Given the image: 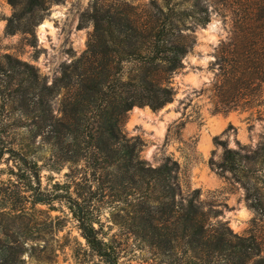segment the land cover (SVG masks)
<instances>
[{
    "label": "trees",
    "instance_id": "trees-1",
    "mask_svg": "<svg viewBox=\"0 0 264 264\" xmlns=\"http://www.w3.org/2000/svg\"><path fill=\"white\" fill-rule=\"evenodd\" d=\"M10 1L15 9L10 32L16 31L15 17L28 15L30 24L21 30L32 34V15L44 0ZM100 1L93 0L91 6L94 28L86 49L62 63L52 83L34 64L8 53L0 55V95L22 102L23 114H32L33 124L32 135L15 142L0 130V159L9 146L10 153L24 160L23 141L32 140L33 147L40 136L54 168L66 163L88 166L102 195L109 194L115 203L112 221L159 255L180 254L188 264H264L255 236L235 232L218 219V211L200 199L199 189L184 195L178 162L167 157L152 166L141 157L140 139L129 137L123 128L135 105L160 109L173 100L172 76L185 67L184 59L196 41L186 32L193 27L188 21L207 25L211 6L232 18L239 31L235 42L244 62L242 75L246 78L253 64L262 92L264 0H150L142 12L128 2ZM59 95L55 112L53 101ZM32 158L30 171L40 183L42 166L34 153ZM260 158L264 144L255 154L226 147L219 167L240 177ZM34 190L35 203L52 200L40 186ZM67 202L90 247L105 264H119L116 247L101 233L93 197L74 196L68 189Z\"/></svg>",
    "mask_w": 264,
    "mask_h": 264
},
{
    "label": "rangeland",
    "instance_id": "rangeland-1",
    "mask_svg": "<svg viewBox=\"0 0 264 264\" xmlns=\"http://www.w3.org/2000/svg\"><path fill=\"white\" fill-rule=\"evenodd\" d=\"M149 1L103 0L100 4L128 2L142 12ZM92 3L44 0L32 15L30 34L21 30L30 24L28 15L15 17L16 31L10 32L15 9L10 0H0V55L8 53L34 64L52 83L62 63L87 47L94 28L89 17ZM212 9L207 25L188 21L193 27L186 32L196 41L184 59L185 67L172 76L173 100L160 109L135 105L123 128L129 137L140 139L141 157L152 166L167 157L177 161L183 194L199 189L206 207L216 209L218 219L235 232L255 236L264 255V158L249 165L240 177L219 167L226 147L255 154L264 144V84L261 92L253 64L243 77L244 62L235 42L239 31L230 16ZM60 99L61 95L53 101L55 112ZM27 102L32 104L30 99ZM21 105L0 95V123L5 125L0 130L10 142L32 135V114L24 115ZM40 140L39 136L33 147L32 140L23 141L24 160L10 153L9 146L0 159L2 264H105L81 233L67 202L68 189L74 196L93 197L101 233L116 247L119 264H188L180 254L159 255L115 224L111 218L115 203L109 194L102 195L100 182L88 166L66 163L54 168L48 147ZM32 153L42 166L40 183L30 171ZM37 186L50 202H34Z\"/></svg>",
    "mask_w": 264,
    "mask_h": 264
}]
</instances>
